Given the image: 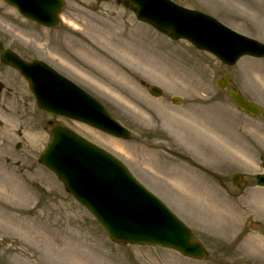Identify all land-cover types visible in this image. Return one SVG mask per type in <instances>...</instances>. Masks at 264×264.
<instances>
[{"label": "rangeland", "instance_id": "rangeland-1", "mask_svg": "<svg viewBox=\"0 0 264 264\" xmlns=\"http://www.w3.org/2000/svg\"><path fill=\"white\" fill-rule=\"evenodd\" d=\"M174 1L264 42V0ZM0 41L70 78L132 133L119 139L40 109L29 82L0 57V180L9 189H0V264H264V188L256 182L263 171L264 118L242 113L217 86L226 75L264 106V59L245 57L226 67L188 41L139 22L124 0H65L53 29L0 0ZM151 86L162 96L151 95ZM7 120L15 125L11 131H4ZM60 123L120 159L187 223L206 258L114 243L39 162L51 128ZM236 173L245 177L238 186Z\"/></svg>", "mask_w": 264, "mask_h": 264}, {"label": "water", "instance_id": "water-1", "mask_svg": "<svg viewBox=\"0 0 264 264\" xmlns=\"http://www.w3.org/2000/svg\"><path fill=\"white\" fill-rule=\"evenodd\" d=\"M21 14L46 26L58 24L62 0H6ZM136 8L138 19L178 38H186L226 63L234 64L242 55L264 56V45L239 36L211 17L179 7L169 0H127ZM1 49V45H0ZM3 61L15 66L31 83L38 105L89 123L119 137L130 133L118 125L92 97L66 81L41 62L27 63L10 51ZM223 78L219 85L227 88ZM159 96L162 91L152 87ZM229 96L240 109L260 115L261 108L248 102L239 92ZM174 102L179 103L178 99ZM41 162L54 171L67 189L83 203L118 242L161 245L200 259L203 246L194 242L192 233L156 197L144 189L120 162L82 140L63 127H55L52 141ZM235 182L238 180L235 178ZM264 186V174L258 177ZM264 233V229H263Z\"/></svg>", "mask_w": 264, "mask_h": 264}, {"label": "bare ground", "instance_id": "bare-ground-1", "mask_svg": "<svg viewBox=\"0 0 264 264\" xmlns=\"http://www.w3.org/2000/svg\"><path fill=\"white\" fill-rule=\"evenodd\" d=\"M115 47V50L117 51V53L118 54H121V53H119L118 52V50L122 47L120 44H117L116 46H114ZM116 47H117V49H116ZM120 52H121V50H119ZM123 53L124 52H127L126 50H123L122 51ZM110 72H112V74L115 76V77H117V79H120V80H123V79H125V76H123V74L121 73V74H118L117 72H115V71H110ZM101 82H102V84L104 85V86H107L109 89H112L111 88V86L109 85V84H107V83H105L104 81H102V80H100ZM3 115V114H2ZM5 115V114H4ZM1 117V116H0ZM15 127V125L13 124V122H12V120H7V124L5 125V127H4V131H11L12 130V128H14ZM0 178H4V177H2L1 176V173H0ZM0 189H1V191L2 192H9V189H7V180H5V179H3V180H0Z\"/></svg>", "mask_w": 264, "mask_h": 264}, {"label": "flooded vegetation", "instance_id": "flooded-vegetation-1", "mask_svg": "<svg viewBox=\"0 0 264 264\" xmlns=\"http://www.w3.org/2000/svg\"><path fill=\"white\" fill-rule=\"evenodd\" d=\"M221 16H226V12L224 11ZM215 17H217L219 20L223 21L219 16L215 15ZM224 22V21H223Z\"/></svg>", "mask_w": 264, "mask_h": 264}]
</instances>
